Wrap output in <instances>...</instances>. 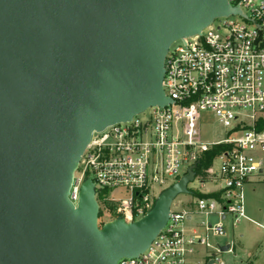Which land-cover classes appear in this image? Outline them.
<instances>
[{
  "label": "water",
  "instance_id": "water-1",
  "mask_svg": "<svg viewBox=\"0 0 264 264\" xmlns=\"http://www.w3.org/2000/svg\"><path fill=\"white\" fill-rule=\"evenodd\" d=\"M239 14L226 0H0V264H117L150 246L196 166L141 218L99 226L89 178L68 199L80 158L92 133L172 104L175 41Z\"/></svg>",
  "mask_w": 264,
  "mask_h": 264
},
{
  "label": "built area",
  "instance_id": "built-area-1",
  "mask_svg": "<svg viewBox=\"0 0 264 264\" xmlns=\"http://www.w3.org/2000/svg\"><path fill=\"white\" fill-rule=\"evenodd\" d=\"M226 1L240 14L214 19L200 35L169 47L162 86L172 104L148 108L128 122L92 133L68 194L76 204L80 185L89 178L99 211L109 221L132 222L152 208L162 190L196 166L194 180L201 187L204 182L219 185L192 193L193 207L206 217L216 214L218 222L201 223L199 231L185 225L192 211L170 208L165 227L150 246L117 264H228L220 254H231L232 243L221 252V244L211 242L226 235L227 216L233 227L244 219L264 231V221L246 215L244 194L246 184L264 174V0ZM230 16L239 20L229 21ZM205 111L225 129V138L204 139L199 127L200 112ZM220 146L223 150L203 170L204 176L197 174L204 153ZM156 188L161 189L157 194ZM114 191H122L124 198L110 197ZM199 248L204 253L196 259Z\"/></svg>",
  "mask_w": 264,
  "mask_h": 264
},
{
  "label": "rangeland",
  "instance_id": "rangeland-1",
  "mask_svg": "<svg viewBox=\"0 0 264 264\" xmlns=\"http://www.w3.org/2000/svg\"><path fill=\"white\" fill-rule=\"evenodd\" d=\"M231 20H239L234 16L228 18ZM175 45V44H174ZM173 45V47H174ZM201 125L200 131L202 136L207 141L219 140L225 138V129L220 126L209 112H200ZM144 117V115L139 116V118ZM219 162L215 160L213 162V170H218ZM253 183L248 184L244 188L245 194V208L246 215L253 221L263 222L264 221V174L257 175ZM172 182V180L170 181ZM218 183H208L204 182L203 187L200 186V182L194 180L188 184V189L190 194H179L175 197L171 209L173 211L182 212H193L192 220L186 222V227H196L199 231H202L201 223L211 222L215 224L218 222L216 214L205 216L195 211L193 207V197L192 193L196 192H207L213 191L218 188ZM161 189L156 188L154 192L157 194ZM124 193L122 191H114L110 197L124 198ZM110 217L102 213L101 218H99L98 223L101 226L103 223L109 221ZM223 229L226 235L224 237L211 238L213 244H224L225 242L232 243V253H222L220 257L226 261L228 264H240L244 261L245 263H251L255 258L259 260V264H264V231L257 228L251 222L241 219L240 222L233 227L232 219L227 216L226 220L223 222ZM204 253V249L199 248V253L196 259H200V255ZM251 259H249L250 257Z\"/></svg>",
  "mask_w": 264,
  "mask_h": 264
},
{
  "label": "trees",
  "instance_id": "trees-1",
  "mask_svg": "<svg viewBox=\"0 0 264 264\" xmlns=\"http://www.w3.org/2000/svg\"><path fill=\"white\" fill-rule=\"evenodd\" d=\"M263 126V124L259 125V128H261ZM224 146H220V147H214L212 148L210 151L204 153L202 159H200L199 161V166L197 168V174L201 173V175L204 176L203 170L208 168L210 166V164L212 163V160L214 159V157L221 151L223 150ZM194 195H198L199 194H194ZM102 216V212L99 211V216H98V220L99 218H101Z\"/></svg>",
  "mask_w": 264,
  "mask_h": 264
},
{
  "label": "crops",
  "instance_id": "crops-1",
  "mask_svg": "<svg viewBox=\"0 0 264 264\" xmlns=\"http://www.w3.org/2000/svg\"><path fill=\"white\" fill-rule=\"evenodd\" d=\"M250 183H253V182H250ZM250 183H248V184H250ZM248 184H246V186L248 185ZM245 186V187H246ZM244 187V188H245ZM225 245H229V246H231V244L229 243V242H225L224 244H221V246H225ZM232 248V247H231ZM233 250V249H232ZM250 257V256H249ZM252 257H250L249 259H251ZM248 264H259V260L257 259V258H255V260L254 261H251V263H248ZM261 264V263H260Z\"/></svg>",
  "mask_w": 264,
  "mask_h": 264
}]
</instances>
